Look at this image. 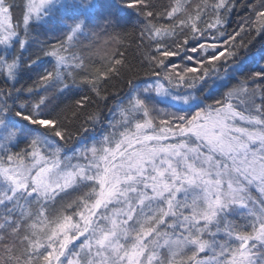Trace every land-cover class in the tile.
Wrapping results in <instances>:
<instances>
[{
    "label": "snow or ice",
    "instance_id": "snow-or-ice-1",
    "mask_svg": "<svg viewBox=\"0 0 264 264\" xmlns=\"http://www.w3.org/2000/svg\"><path fill=\"white\" fill-rule=\"evenodd\" d=\"M237 6L0 0V264H264V0Z\"/></svg>",
    "mask_w": 264,
    "mask_h": 264
},
{
    "label": "trees",
    "instance_id": "trees-1",
    "mask_svg": "<svg viewBox=\"0 0 264 264\" xmlns=\"http://www.w3.org/2000/svg\"><path fill=\"white\" fill-rule=\"evenodd\" d=\"M251 2L252 0H237L238 6L234 9L233 14L230 17L231 27L228 29L229 32L235 29L237 25L242 22V19L249 15V10L244 5H247ZM257 39L259 40L260 38L257 37Z\"/></svg>",
    "mask_w": 264,
    "mask_h": 264
}]
</instances>
